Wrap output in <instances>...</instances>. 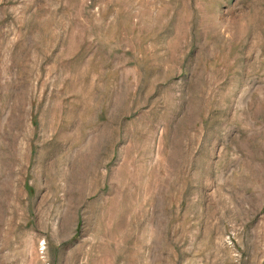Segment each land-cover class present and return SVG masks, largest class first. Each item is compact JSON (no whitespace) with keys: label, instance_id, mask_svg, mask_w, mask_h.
<instances>
[{"label":"rangeland","instance_id":"rangeland-1","mask_svg":"<svg viewBox=\"0 0 264 264\" xmlns=\"http://www.w3.org/2000/svg\"><path fill=\"white\" fill-rule=\"evenodd\" d=\"M0 264H264V0H0Z\"/></svg>","mask_w":264,"mask_h":264}]
</instances>
